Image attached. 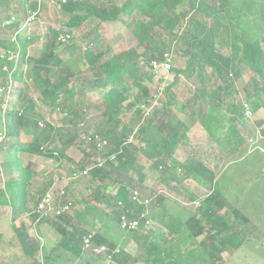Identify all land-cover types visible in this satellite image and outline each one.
<instances>
[{
  "label": "trees",
  "instance_id": "trees-1",
  "mask_svg": "<svg viewBox=\"0 0 264 264\" xmlns=\"http://www.w3.org/2000/svg\"><path fill=\"white\" fill-rule=\"evenodd\" d=\"M46 1L0 0V48L6 51L0 57V120H3L5 135L0 152L7 151L14 155L13 160L5 163V168L6 171L15 170V176L0 189V205L10 206L13 210L14 226L22 216L27 215L32 224H46L60 236L42 263L37 260L38 252L33 242L25 240L27 227L21 222L19 227L15 226V231L18 232L25 256L34 259L32 264H50L55 259L53 255L60 259L61 252L81 257L84 238L96 232L95 244L105 245L111 252L100 256L87 254L104 261L110 258V264L221 262L223 253L235 251L241 245L244 233L241 227L249 220L221 193L217 179L222 169L221 163L206 165L202 160L193 158L181 163L175 158V151L188 138L189 129L185 119L200 123L209 132L210 122H214V117L218 116L214 114L215 111L228 108L225 104L230 99L236 102V85L241 81L245 68L253 74L251 84L254 90L247 92L244 104L233 102L232 121L244 119L247 108L256 112L264 107V100L260 98L263 96L264 99V0H238L230 11L219 8L220 2H224L225 6L228 0H126L123 4L120 0H69L65 4L59 1L60 14L66 17L69 31L49 28L46 48L38 57L29 58L27 42L20 40L19 32L29 16L38 12L37 19L41 10H46ZM126 14L128 18L123 17ZM12 17H16L17 21L6 26ZM120 21L143 53L128 49L117 54L102 38L99 31L102 25ZM92 24L95 26L83 32L86 45L82 49L71 32L80 31L85 26L88 29ZM180 30L183 33L179 35ZM165 33L177 42V55L181 59H188L184 68L172 70L174 80L164 88L168 95L166 104L147 112L157 94L147 86L155 78L152 62L161 61L163 55L171 51L163 40ZM6 35L9 39L4 38ZM13 37H16V42H12ZM60 38H64L65 42H61ZM62 46H66L64 51L70 55L68 59L61 58L58 53ZM222 49H226L227 54L222 53ZM11 53L20 57L19 65L29 66L27 80L23 72L11 74ZM77 60L85 61L88 66L86 75L90 74L91 78L84 79L88 87L97 89L101 80L104 82V95L95 104H89L83 90L76 89L75 85L81 82L82 74ZM7 66L10 67L9 71ZM4 68H7V72L3 71ZM208 70L209 77L203 78ZM183 74L188 81L198 78L206 83L188 90L189 96L180 104L185 115L177 119L174 107L179 106V101L172 89L181 83ZM28 80L32 83L31 87L39 91V99L50 108L51 113L61 116L63 126L56 136L65 150L87 144L98 156L96 147L83 138L86 133H91L108 140L106 154H116L115 161L108 160L103 168L90 172V194L86 199H75V207L83 205L84 208H78L72 214L40 218L36 213L38 203L53 183L49 181L45 186L44 178L35 171L36 163L25 165L21 156H30L31 151H42V147L32 140L41 130L42 119L37 110V101L30 93ZM132 93V104L140 109L138 120L141 115L145 119L141 125L137 121V131L136 126L120 133L105 129L90 132L93 127L91 110L94 107L101 110L100 120L119 126L122 119L118 116L124 105L132 101L129 98ZM214 123L217 124V121ZM257 126L261 128L264 139V122H258ZM46 127L51 128V124H46ZM135 132L138 142H129ZM234 133L232 127L230 135ZM58 155L55 150L45 152V157L50 160L57 159ZM142 157L150 162L151 172L157 173L173 192L174 183L181 186L185 179H192L213 191L205 198L186 192V203L190 206L186 209L187 213L180 217L168 196L146 186L147 176L143 174L140 164ZM93 163L95 159L76 166L82 171ZM179 173L182 181L177 178ZM115 189L117 192L114 194ZM65 191L63 203L68 202L69 193ZM134 191L140 193L142 200L150 199L148 212L155 226L146 234L123 231L120 227L122 215L139 218L145 209L143 204L132 200ZM195 202L200 203L199 208ZM98 205L104 206L107 214L99 216ZM97 219H104L102 230L97 229ZM114 227L118 228V232ZM236 235L241 236V241H237L238 237L235 240ZM201 237L203 239L199 240ZM2 238L0 234V245ZM132 240L145 242L144 254L134 256L126 251Z\"/></svg>",
  "mask_w": 264,
  "mask_h": 264
},
{
  "label": "rangeland",
  "instance_id": "rangeland-1",
  "mask_svg": "<svg viewBox=\"0 0 264 264\" xmlns=\"http://www.w3.org/2000/svg\"><path fill=\"white\" fill-rule=\"evenodd\" d=\"M126 0H120V3L123 4ZM238 0H228L227 5L224 6V2H220L219 8L220 10H223L224 8L228 9V11L231 10V8L234 5V2ZM59 0H47L44 5H46V10L42 9L39 13V16L35 21H33L31 24H23L22 29L20 30V40L27 42V50H28V57H38L40 53L46 48L47 42H48V34L47 31L49 28H57L61 31L67 32L69 31V28L66 26V17L64 15L60 14V10L58 7ZM123 17L128 18V15H124ZM209 24H211V21H208ZM186 24V23H185ZM95 24L89 25L88 29L85 26L80 31H72L71 35L74 37L75 41L82 47L86 45V37L83 36V32L85 30H89V28L94 27ZM100 35L103 39L106 40L107 44L112 48V50L115 53H121L123 51H126L128 49H134L138 53H143V49L138 47V44L135 40V38L132 36V34L127 30L126 26L122 23V21L118 23H107L102 25L99 28ZM183 33V30H180L179 35ZM10 33H8L9 35ZM6 35L4 38L9 39V36ZM77 39V40H76ZM14 40V37L12 38V42ZM163 40L167 43V45L171 48V54L173 58V67L172 70H178L180 68H184V63L188 59L183 58L181 59L177 54L176 51V45L177 42L172 40V36H170L168 33H165L163 35ZM21 44L20 41H17ZM19 43L16 45L19 46ZM66 46L60 47L58 50V53L61 55V58L68 59L69 54L64 51ZM224 54H227L226 49H222L221 51ZM6 54V51L2 48H0V57H3ZM11 59L10 61L13 62L12 66V73L15 72H23L25 75V79L27 80V72L29 70V66H21L19 65L20 57L17 55H14L11 53L10 55ZM79 61L78 67L80 68L82 74H81V82L76 83V89H79L80 91L83 90L84 98L89 104H95L97 101L103 97L104 95V82L101 80V85L97 87V89H93L92 87H88L85 84L84 79L85 78H91L90 74L86 75V70L88 68L85 61L77 60ZM8 67V66H7ZM21 69V70H20ZM246 69V68H245ZM244 69L243 77L241 81L237 82L236 85V102L232 99L228 100V103L225 104L228 106L226 110H231L233 106V102L244 104L246 102L247 92L252 93L253 92V86L251 84V80L253 77V74L251 72H247ZM10 70V67H8V71ZM170 71V73H163L160 72L159 74L155 75V78L147 84V86L152 91H157L156 96L158 97L156 104L154 107L162 106V104H166L167 101V93L165 92L164 88L168 87L172 84L174 80V72ZM4 72H7V70L3 69ZM85 72V74H83ZM210 70H208L207 73L203 74V78L206 76L209 77ZM29 81V80H28ZM194 82V83H193ZM203 83H206V81H202ZM198 78H194L193 81H188L185 74L182 75L181 83L174 86L172 91L177 96L179 101V106H176L174 108L178 109L180 107L181 102H183L189 95L188 90H193L195 86L201 87L203 84ZM81 83H84L83 86ZM196 83V84H195ZM31 82L29 81V85L31 87ZM20 86V85H19ZM30 93L32 97H34L37 101V110L40 115V118L42 119L40 122L43 127H41V130L38 131L37 135L32 138L33 142L39 147H44L45 152L48 150H55L58 152L57 159L50 160L49 158L45 157V152L41 151L40 153H37L36 151H31V155H21L24 158V163L27 165L28 163H36L35 171L40 175V177H43L45 181H43V184L46 186L48 184L47 182L51 181L52 183H58L57 188L59 190L66 189L69 193L67 195V200L72 201L73 207L71 210L72 214L74 210L78 208H82L83 205L75 207L76 200H82L86 199V197L90 194V191L88 189H91V186L89 184V178H80L79 180L73 181L70 179V176L72 172L76 170H79L76 165H82L85 162H91L93 161L97 156L93 154V152L90 150L87 144L79 145L80 147H72L68 149H64L61 144L57 140L56 133L59 131L63 126V120L61 116H59L57 113L53 114L51 113V110L49 107L44 105L41 100L39 99V91L34 88H30ZM158 93H161L160 95ZM129 98L132 100L131 102H127L126 105H124L121 114L118 116L122 119L121 124L119 126H115L113 123H109L107 120H100L101 110L96 109L94 107L91 110V121H92V129L90 132L95 133L96 131H104L105 130H112L114 132H124V130L133 129V127H136L138 125L139 121V115L138 112L140 111L139 107L132 104L133 102V93L129 94ZM262 100L263 96L260 97ZM223 110V108H222ZM259 113L257 115H254V112L252 111V115L249 116V114H246V118L257 122L262 121L264 119V107L259 109ZM218 116L214 117V122H218V124H213L211 122L210 126V134L211 132H215L214 134L216 137L217 133H220L217 137H225L227 130V133L230 132L231 124H228L226 126V130L222 132L221 127L224 126V124H221L223 122L228 123V118L231 117V112H225L218 111ZM217 112V113H218ZM179 113V112H178ZM182 112L181 114H183ZM42 116V117H41ZM216 119V120H215ZM145 119H143V116L141 115L139 125L141 123L144 124ZM187 122V121H186ZM46 124H51V128H47ZM3 120H0V132L3 131ZM230 126V127H229ZM139 126L136 127L135 130H137ZM202 127V126H201ZM218 129H215V128ZM258 131V130H257ZM260 131V130H259ZM260 134L259 140L260 142H256L258 140L257 136ZM91 134V133H90ZM86 133L85 135H90ZM136 133H134L131 138L132 143L138 142L135 136ZM238 135V134H236ZM247 136V139L251 138L249 140L247 148L244 150L237 152V154L233 155L232 159L233 161H230L231 163H222V169L218 174V181H219V188L221 190V193L227 197V199L230 200V202L233 204V206L238 209L245 217L251 222L250 225H242V230L244 231L242 235V241L241 236H235L237 241H241V245L238 246V248L235 251L232 252H226L223 253L222 261H217V264H264V141H261L262 135L261 131L257 132V136L252 135H244ZM87 136H85L86 138ZM230 139L234 138L233 136H229ZM262 138V139H261ZM224 140V138H222ZM235 142V140H234ZM191 143V142H189ZM217 146V143H216ZM257 146V147H256ZM192 148V147H191ZM194 149H192L193 152ZM217 150H219L217 146ZM233 151L231 149L228 152ZM187 152V151H186ZM190 150H188L187 155H189ZM11 152H0V189L4 188V183L11 179L12 176H15V170H7L5 168V163L9 161L10 159L13 160L14 155ZM63 155V156H62ZM191 158V154L189 155ZM219 156V155H218ZM219 158L222 159V157L219 156ZM213 160V159H212ZM38 162V163H37ZM212 162V161H211ZM214 162V161H213ZM140 164L143 166V174L147 176V179L145 180L146 186L149 188L154 189L159 194H164L165 196H169L170 200L177 204H181L182 206H186V208H189L190 205L187 204L185 201V204L182 202V200H179L178 197H176L172 190H170V187L165 185L164 181L161 182V178L158 177L159 175L157 173H152L149 169V163L148 161L142 157L140 159ZM234 164V165H233ZM80 171V170H79ZM40 179V178H39ZM39 179H36L39 181ZM188 184V187L199 191V194L201 196H209L210 189L207 188H200V186L193 184L191 182H186ZM49 189V188H48ZM34 190V188H32ZM31 190V191H32ZM199 195V196H200ZM204 197V198H205ZM76 199V200H75ZM199 208V207H198ZM199 211V210H198ZM12 213L13 210L10 208V206L7 205H0V234H2V242L5 243V248L0 249V260L3 261L4 264H23L25 259V254L23 253L22 244L18 243L15 237L18 235V232L15 231V227L12 224ZM23 222L24 225L28 228H33L34 233L36 230L37 237L43 239V243L49 242L52 238L49 232H47L46 224H43L41 226H37L32 224L31 220L27 215L22 216L18 221L17 224ZM101 224V222H100ZM155 224V223H154ZM96 226H99L96 224ZM36 227V228H35ZM48 227V226H47ZM118 228L114 227V230L118 232ZM33 232V231H32ZM27 238L25 240H29L32 236L29 232H27ZM25 233V234H26ZM34 233L32 234L34 236ZM35 233V234H36ZM144 232L143 234H146ZM232 234V233H231ZM21 236L23 234H20ZM54 235L56 237H59L58 234L54 232ZM26 236V235H25ZM31 236V237H30ZM36 236V235H35ZM203 237H201L199 240H202ZM39 240V239H38ZM8 242H10V245L8 246ZM40 244L42 242L39 240ZM132 242L130 245L126 248V251L134 256L142 255L145 251V242L142 241L141 243ZM54 245V243H53ZM48 245H45V249L47 250ZM42 252L40 255L38 252V258L37 260L40 262H45V252ZM48 251V250H47ZM51 250H49L48 254ZM61 257L60 259L56 258V255H53L55 259H52L50 264H86L89 262H94V264H109L110 258H107L105 261L98 259V258H92L91 256L87 255L85 259L81 258L80 260H72L67 255H70L71 258H75L73 255L68 254L66 252L60 253ZM84 255V254H83ZM42 257V259H41ZM69 260H72L69 262ZM21 263H20V262ZM89 261V262H88ZM25 263V262H24ZM25 264H29V261H27Z\"/></svg>",
  "mask_w": 264,
  "mask_h": 264
},
{
  "label": "crops",
  "instance_id": "crops-1",
  "mask_svg": "<svg viewBox=\"0 0 264 264\" xmlns=\"http://www.w3.org/2000/svg\"><path fill=\"white\" fill-rule=\"evenodd\" d=\"M236 104H238V103H236ZM261 108H263V107H261ZM226 109L227 108H223V110L220 109V111H223V113H225V112H231L232 115H231V117L228 118V119H230V120H228V123L227 122L221 123V124H224V126L221 127V130H222V132H224L226 130V128H227L226 126H228V124H231L230 125L231 128L233 127L235 129L234 135L233 134L230 135V132L227 133V130H226L225 131V133H226V136L225 137L224 136L221 137V138L220 137H217L218 135H220V133H217L216 137H214L215 136L214 134L216 133L217 130L215 132H211V134H210V131L208 132L205 128L201 127L202 125L200 123H195V122L191 121L190 119H185V124L188 127L189 132H188V138H187V140L183 141L181 143V145L179 146V148H177L176 151H175V158L179 162H181V163L187 162L188 159L191 158L189 156L191 154V156H192L193 159L198 160V161L199 160H202L206 165H211V164L214 165L216 163H221L222 164L224 162L227 164V163H231L230 161H233V160H231L232 157H233V155H235V154H237V152H240V151L244 150L245 148H247V146H248V143L247 142H249V140L251 138L247 139V136L245 137L244 135L245 134L246 135L249 134V135H252V136L253 135L254 136H257V132H260L261 131V128L259 126H257V124L261 120L260 121H257V122L251 120L252 122H250V120H248L245 117L244 119L239 120V121H232L233 118H234L233 109L232 108H231V110L230 109L229 110H226ZM259 109L256 112L253 111L254 112V115H257L259 113V111H260ZM174 110L176 111L177 119H181L185 115V113L181 114L184 111H182L180 109V107H178V109L175 108ZM218 111L219 110L215 111L214 114H216ZM217 114H219V112ZM262 121L264 122V119ZM211 122H210V124H211ZM213 124L215 125L216 123L213 122ZM217 124H218V122H217ZM210 126L211 125H209V127ZM215 129H218V128L216 127ZM236 134H238V135H236ZM229 136H233L234 138L230 139ZM259 137H260V134L257 136L258 140H256L255 144L257 142H260ZM222 138H224V140H222ZM234 140H235V142H234ZM261 141H264V139H262ZM189 142H191V143H189ZM216 143H217V146H218L219 150H217ZM192 149H194L193 152H192ZM231 149H233V151L228 152ZM188 150H190L189 155H187ZM218 155L220 157H222V159L219 158ZM148 163L150 164L149 161H148ZM158 177H160V176H158ZM180 177H181V173H179V175L177 176V178H179L182 181V178H180ZM160 180H161V182H163V179L162 178ZM186 182H191L193 184H196V185L200 186V188H207L205 186H201L200 184H198L196 181H194L192 179H185V180H183V183L181 184V186H178L176 183H174L175 189H174V192L173 193H174V195L176 197L179 198V200H182V202L183 201L187 202V193L186 192H190L192 195H196L197 197H200V198H204L205 197V196L204 197L201 196L199 194V191H196V190L193 191V189L189 188L188 187V184ZM56 184H58V183H53V185H55L57 187ZM165 185H166V183H165ZM88 191H89V189H88ZM116 192H117V189H115L113 191L114 194ZM185 202H183V203L185 204ZM173 204L175 206V213L178 216L181 217V216H184L185 213H187L186 206H182L181 204H177L175 202H173ZM185 205H188V204H185ZM97 207L99 208V210L97 211V214L99 216L100 215L103 216V215L107 214V210H105L104 206L98 205ZM82 208H84V207H82ZM100 222H101V224H100ZM20 223L17 224V222H16L15 223V226L16 227H19L20 226ZM103 223H104V219L103 220L97 219L95 221V224H98L99 225V226H97V229L102 230L103 229ZM250 224H251V222L249 221L248 225H250ZM47 226H46L47 232L50 233L52 239L49 242L46 241V243H43V239L42 238H38L37 237L36 230H35V233H36L35 234L33 228H31V227L30 228L29 227L27 228V232H29L30 235L32 236V237L30 236L31 238H30L29 241L33 242V244L37 248V252H39L40 255L44 251L45 245H48V248H47L48 251L46 249H45L46 252L44 251L45 252L44 258H46L48 256L47 254H48L49 250H52V248L57 244V242L60 239V236L59 237H56L54 235V232L55 231L51 230L50 227L49 226L47 227ZM33 233H34V236L32 235ZM15 239L17 240V242L19 244L21 243L20 238L18 237V235L15 237ZM38 239L42 242V244H40V242H39ZM134 241L135 240L130 241L128 243L127 247L130 245V243H132ZM135 242L141 243V241H135ZM5 243L4 242L1 243L0 249L5 248V246H6ZM53 243H54V245H53ZM7 244L9 246L10 245V242H8ZM50 253H51V251H50ZM83 254H82L81 257H75L74 256L75 258H73V257L71 258L70 255H67V257H69L73 261L74 260H80L81 258L85 259L88 254L85 251H83ZM37 256H38V253H37ZM41 259H42V257H41ZM72 260H69V262H71ZM27 261H29V264H32V262L34 261V259L31 258V257H25L24 262L26 263ZM0 262L3 263L2 260H0ZM24 262H23V264H25ZM86 264H94V262H89V263H86Z\"/></svg>",
  "mask_w": 264,
  "mask_h": 264
},
{
  "label": "built area",
  "instance_id": "built-area-1",
  "mask_svg": "<svg viewBox=\"0 0 264 264\" xmlns=\"http://www.w3.org/2000/svg\"><path fill=\"white\" fill-rule=\"evenodd\" d=\"M61 3L65 4L69 0H59ZM38 12H34L29 18L26 20L25 24L29 25L33 21L36 20V15ZM16 17H12L10 20L6 22V26H11L16 22ZM20 33V32H19ZM16 37H14V42H16ZM61 42H65L64 38L59 39ZM173 67V58L171 52H166L163 55V59L161 61H153L151 68L152 72L157 75L160 72L163 73H170ZM5 70L7 68H4ZM161 93H159L160 95ZM158 97L155 96V100L153 103V106L147 109V112L152 110L154 105L157 102ZM158 103V102H157ZM142 110H145V107H142ZM249 114L251 116L253 113L251 110L247 108L246 114ZM148 115V114H146ZM145 115V117H146ZM40 127H43L40 123ZM138 129V128H137ZM137 131V130H136ZM136 133V132H135ZM85 136H87L85 138ZM84 139H86L90 144H93L97 151L98 156L95 158V163H93L91 166H87L82 171H74L72 172L70 179L73 181L79 180L80 178L88 177L90 172L95 168H103L106 164V162L109 161H115L116 154H106V150L109 147V142L107 139L102 138L99 135H84ZM5 135L4 133H0V144L4 141ZM131 138L129 142H132ZM42 151L45 152V148H41ZM100 154L109 155L107 157L101 156ZM66 195L65 189L59 190L55 185L50 187L46 194L43 196L42 200L38 203V206L36 208V213L40 216V218H52V217H58L63 214H70L73 203L72 201H68L67 203H63V199ZM132 200L136 203L143 204L145 206V209L143 212H141L139 218H129L127 215H122L120 219V227L121 230L127 231V232H140L144 233L150 229H152L155 224L154 221L149 217V208H150V199L142 200L140 198V193L138 191H134L132 195ZM195 206L199 207L200 203L195 202ZM96 236V232H91L84 238V251L86 253L93 254L95 256L100 255H106L111 252V250L105 246V245H97L94 242V238Z\"/></svg>",
  "mask_w": 264,
  "mask_h": 264
}]
</instances>
